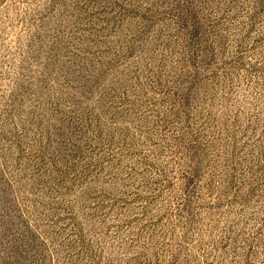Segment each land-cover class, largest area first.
Instances as JSON below:
<instances>
[{"label": "rangeland", "instance_id": "1", "mask_svg": "<svg viewBox=\"0 0 264 264\" xmlns=\"http://www.w3.org/2000/svg\"><path fill=\"white\" fill-rule=\"evenodd\" d=\"M0 264H264V0H0Z\"/></svg>", "mask_w": 264, "mask_h": 264}]
</instances>
